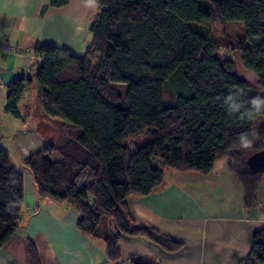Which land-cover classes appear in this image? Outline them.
Masks as SVG:
<instances>
[{"label":"trees","instance_id":"trees-1","mask_svg":"<svg viewBox=\"0 0 264 264\" xmlns=\"http://www.w3.org/2000/svg\"><path fill=\"white\" fill-rule=\"evenodd\" d=\"M89 1L99 12L85 55L36 43L33 75L7 86L6 112L23 117L19 102L34 81L44 116L56 120L57 140L23 163L40 197L76 210L77 229L102 241L107 262L120 260L121 235L177 251L180 241L136 222L129 198L158 190L167 170L207 174L224 160L243 187L245 208L255 207L264 168L252 170L246 160L264 150V118L253 133L254 118L264 117V0ZM239 23L242 32L230 36L210 28L220 25L224 34ZM142 136L147 142L138 145ZM22 204L23 174L0 147V247L16 234ZM26 256L28 264H41L31 239ZM239 264H264V226Z\"/></svg>","mask_w":264,"mask_h":264},{"label":"crops","instance_id":"crops-1","mask_svg":"<svg viewBox=\"0 0 264 264\" xmlns=\"http://www.w3.org/2000/svg\"><path fill=\"white\" fill-rule=\"evenodd\" d=\"M49 2L0 0V147L23 174L19 227L0 247V264H28L27 239L35 243L41 264H126L129 258L156 264H239L250 251L252 234L264 226V179L255 207L248 210L243 187L224 160L216 161L207 174L167 170L158 190L129 198L136 222L180 241L177 251L146 236L121 235L120 260L107 262L102 241L77 229L75 209L38 195L23 161L57 140L56 120L44 116L34 81L19 102L23 117L6 112L7 86L33 75L40 60L33 51L36 43L84 56L93 41L90 23L98 12L91 10L89 0H69L62 7H51ZM45 5L48 8L43 11Z\"/></svg>","mask_w":264,"mask_h":264},{"label":"rangeland","instance_id":"rangeland-1","mask_svg":"<svg viewBox=\"0 0 264 264\" xmlns=\"http://www.w3.org/2000/svg\"><path fill=\"white\" fill-rule=\"evenodd\" d=\"M90 4L92 6L91 10H97L98 9V12H99V6L98 5H96L94 3H90ZM242 27H243L242 23H239L237 25L234 24V25L228 26L227 29H226V33L224 32V34L221 32V26L220 25L212 24L210 28H211L212 32L215 35H219V36H227V35H229L230 36L233 33L237 32L238 30H239V32H242ZM226 54H228L229 56H232V53H230V52L229 53L226 52ZM237 68H241V67L237 66ZM238 72H239V74L241 76L247 78L249 81H251V82L253 81V77H252V75L249 72L244 71L243 69H239ZM119 89L121 91H123V93H124L125 89H126V86H124L122 84H119ZM248 92H249V94L253 95V94H256L258 92V90H256V87L252 86V87L249 88ZM34 99L35 100L32 101L33 104H35L37 102L35 96H34ZM263 118H264L263 116H257V117L254 118V120H253V133H256V130H257L259 124L262 122ZM57 132H58L57 133L58 135L61 134V130H57ZM146 142H147V138L145 136H142L138 140L137 144L138 145H144Z\"/></svg>","mask_w":264,"mask_h":264},{"label":"water","instance_id":"water-1","mask_svg":"<svg viewBox=\"0 0 264 264\" xmlns=\"http://www.w3.org/2000/svg\"><path fill=\"white\" fill-rule=\"evenodd\" d=\"M246 163L252 170H259L264 168V150L258 151L250 155Z\"/></svg>","mask_w":264,"mask_h":264},{"label":"clouds","instance_id":"clouds-1","mask_svg":"<svg viewBox=\"0 0 264 264\" xmlns=\"http://www.w3.org/2000/svg\"><path fill=\"white\" fill-rule=\"evenodd\" d=\"M228 101L230 102L229 103V107L232 108L233 110H235L236 108L239 107V105H237L235 103H231V101H232V97L231 96L228 97Z\"/></svg>","mask_w":264,"mask_h":264},{"label":"built area","instance_id":"built-area-1","mask_svg":"<svg viewBox=\"0 0 264 264\" xmlns=\"http://www.w3.org/2000/svg\"><path fill=\"white\" fill-rule=\"evenodd\" d=\"M7 49H10V47H9L8 45H7ZM37 58H39V59H40V57H38V56H37Z\"/></svg>","mask_w":264,"mask_h":264}]
</instances>
